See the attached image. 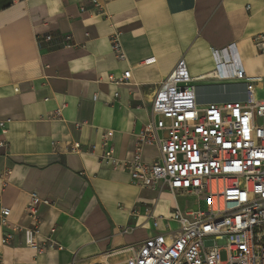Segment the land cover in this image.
<instances>
[{"label":"crops","instance_id":"0c3cea01","mask_svg":"<svg viewBox=\"0 0 264 264\" xmlns=\"http://www.w3.org/2000/svg\"><path fill=\"white\" fill-rule=\"evenodd\" d=\"M97 1L100 11L91 0H0V205L15 228L0 244L4 264H125L166 233L146 209L166 217L173 200L102 159V135L111 134L116 160L132 159L154 120V91L180 61L199 101L243 97L213 78V51L229 45L248 77H264V53L253 43L264 32V0ZM115 36L123 60L113 54ZM126 72L128 83H107ZM71 142L81 152H69ZM158 155L142 146L143 163ZM30 193L48 201L38 207L37 248L26 244Z\"/></svg>","mask_w":264,"mask_h":264},{"label":"built area","instance_id":"2783aa9c","mask_svg":"<svg viewBox=\"0 0 264 264\" xmlns=\"http://www.w3.org/2000/svg\"><path fill=\"white\" fill-rule=\"evenodd\" d=\"M91 3L94 11L102 9L97 0ZM65 39L71 41L69 35ZM50 40L51 36L44 37ZM253 43L264 53V32ZM112 50L118 59L126 58L116 36ZM212 56L213 78L233 88L234 96L243 94L242 98L199 101L198 87L180 61L154 91V120L138 134L132 159L116 160L111 134L102 135V159L126 170L135 186L166 189L173 200L172 212L166 217L155 218L146 209L152 227L157 229L163 221L166 233L144 241L125 264H264V77L246 75L234 45L213 51ZM128 80L129 72L120 78L107 77L113 85ZM144 145L158 150L150 164L141 161ZM68 151L81 152L80 143H68ZM178 198L187 199L183 211ZM188 199L195 203L186 205ZM41 203L48 201L29 194L25 214L30 228L25 234L31 248L38 247ZM9 214L0 205L1 245L11 242L10 232L15 229Z\"/></svg>","mask_w":264,"mask_h":264},{"label":"rangeland","instance_id":"374dc122","mask_svg":"<svg viewBox=\"0 0 264 264\" xmlns=\"http://www.w3.org/2000/svg\"><path fill=\"white\" fill-rule=\"evenodd\" d=\"M187 200V199H186ZM184 198H178L177 199V205H178V208L181 210V211H183L184 210V207H185V201H186ZM195 202H194V200L193 199H188V201H187V203H186V205H188V206H191L192 204H194ZM224 256L222 255V258H223Z\"/></svg>","mask_w":264,"mask_h":264}]
</instances>
